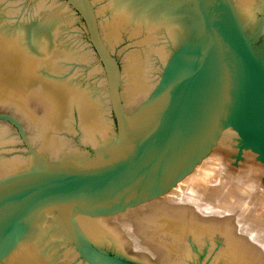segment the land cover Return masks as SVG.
I'll return each mask as SVG.
<instances>
[{
  "label": "water",
  "instance_id": "1",
  "mask_svg": "<svg viewBox=\"0 0 264 264\" xmlns=\"http://www.w3.org/2000/svg\"><path fill=\"white\" fill-rule=\"evenodd\" d=\"M0 264H264V0H0Z\"/></svg>",
  "mask_w": 264,
  "mask_h": 264
}]
</instances>
